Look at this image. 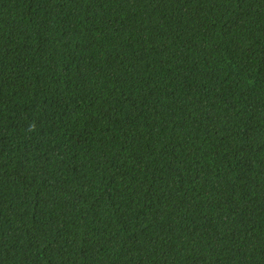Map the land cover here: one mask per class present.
<instances>
[{
    "label": "trees",
    "instance_id": "1",
    "mask_svg": "<svg viewBox=\"0 0 264 264\" xmlns=\"http://www.w3.org/2000/svg\"><path fill=\"white\" fill-rule=\"evenodd\" d=\"M0 264H264V0H0Z\"/></svg>",
    "mask_w": 264,
    "mask_h": 264
}]
</instances>
